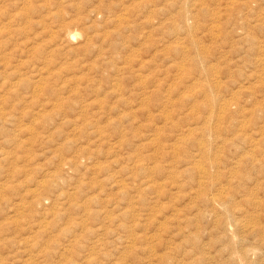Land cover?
Wrapping results in <instances>:
<instances>
[{
	"label": "rangeland",
	"instance_id": "rangeland-1",
	"mask_svg": "<svg viewBox=\"0 0 264 264\" xmlns=\"http://www.w3.org/2000/svg\"><path fill=\"white\" fill-rule=\"evenodd\" d=\"M0 264H264V0H0Z\"/></svg>",
	"mask_w": 264,
	"mask_h": 264
},
{
	"label": "bare ground",
	"instance_id": "bare-ground-1",
	"mask_svg": "<svg viewBox=\"0 0 264 264\" xmlns=\"http://www.w3.org/2000/svg\"><path fill=\"white\" fill-rule=\"evenodd\" d=\"M204 177V176H203Z\"/></svg>",
	"mask_w": 264,
	"mask_h": 264
}]
</instances>
